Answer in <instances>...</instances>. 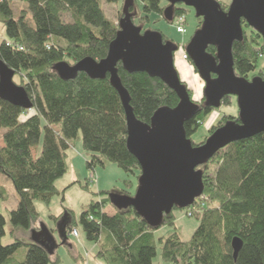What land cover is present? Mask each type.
Returning <instances> with one entry per match:
<instances>
[{
	"label": "trees",
	"instance_id": "obj_1",
	"mask_svg": "<svg viewBox=\"0 0 264 264\" xmlns=\"http://www.w3.org/2000/svg\"><path fill=\"white\" fill-rule=\"evenodd\" d=\"M124 1L0 0V25L7 34V39L0 42V61L16 71L18 85L26 87L33 105V109L24 110L0 99V134L6 129L0 142V179L7 176L19 196L18 208L9 214L12 234L19 228L41 232V226L46 225L36 202L50 206L53 198L61 195L65 200V191L59 192L57 182L68 173V152L81 141L80 133L82 149L90 156L88 171L103 168L106 163L117 165L130 176L141 171L138 159L127 148V115L110 76L97 80L78 73L76 79L66 81L55 71L62 62L75 65L88 57L99 62L108 56L120 29L106 14L103 3L124 5ZM18 2L26 3L27 8L15 12ZM228 5L221 2L223 11L227 12ZM169 6L164 0H135L130 10L136 15L137 26L146 31L152 16L169 23L164 16ZM188 9L184 4L177 5L174 18L185 15ZM198 20L197 29L203 22ZM243 24L244 29H251ZM244 34L243 40L234 43V67L239 78L249 79L264 54V42L253 30L250 35L244 30ZM163 38L171 40L164 33ZM207 52L215 57L217 49L210 46ZM118 72L130 93L134 115L144 124H150L158 109L176 108L180 103L178 94L160 79L145 72L131 74L122 62ZM187 90L193 93L188 86ZM224 100L225 105L231 104L228 97ZM204 103L185 126L190 138L216 110ZM216 130L217 126H212L209 133ZM42 136L44 143L38 154L35 150ZM202 168L204 194L187 208L201 210L195 214L200 224L189 241H182L177 232L157 240L155 232L162 226L175 228L177 207L164 215L158 228L132 207H115L112 194L133 196L131 190L137 192L138 182L135 187L132 181H126V190L101 192L102 199L91 202L79 222L67 208L61 215L51 214L57 225L50 229L51 234L59 237L64 228L53 254L41 244L22 239L4 245L7 219L0 213V264H60L58 249L70 244L71 234L79 227L87 240L97 245L95 257L105 264H154L159 255L165 264H264V133L232 143ZM86 182L89 189L91 184L88 179ZM8 197L0 185V200L7 202ZM107 205L114 207L115 214L105 211ZM237 237L243 246L235 259L232 244ZM21 248L27 250L24 260L17 256ZM79 258L85 261L81 255Z\"/></svg>",
	"mask_w": 264,
	"mask_h": 264
},
{
	"label": "water",
	"instance_id": "obj_2",
	"mask_svg": "<svg viewBox=\"0 0 264 264\" xmlns=\"http://www.w3.org/2000/svg\"><path fill=\"white\" fill-rule=\"evenodd\" d=\"M164 1L170 5L164 12L169 23L174 19V8L183 4L195 10L197 18L203 20L202 27L184 48L205 83L204 106L220 109L224 98L238 99V118L228 120L200 144H194L186 133L187 122L200 113L201 105L192 100L176 69L175 53L179 46L175 41H165L162 32L144 31L135 24L136 15L130 10L135 0L124 1L120 30L106 58L98 62L88 57L75 65L62 62L55 66L57 74L66 81L76 79L78 73L97 80L110 76L127 115V148L138 159L141 169L136 194L115 193L110 196L111 202L118 209L132 207L154 228L160 227L164 215L173 212L175 207L187 209L202 197L205 191L202 167L217 153L234 142L264 133V77L251 81L239 78L233 56L234 43L245 36L243 21L261 35L264 42V0H231L227 12L217 0ZM210 46L217 49L215 57L207 52ZM120 62L131 74L145 72L166 83L178 94V106L162 107L155 112L150 124L141 122L134 115L130 93L119 77ZM15 76L16 71L0 61V99L24 110L33 109L26 87L17 85ZM41 227V232L33 233L34 243L43 245L53 254L57 240L48 227ZM232 246L236 259L243 241L237 237Z\"/></svg>",
	"mask_w": 264,
	"mask_h": 264
},
{
	"label": "rangeland",
	"instance_id": "obj_3",
	"mask_svg": "<svg viewBox=\"0 0 264 264\" xmlns=\"http://www.w3.org/2000/svg\"><path fill=\"white\" fill-rule=\"evenodd\" d=\"M221 2H229V7L231 5V0H221ZM103 7L105 8L106 14L109 18L113 19L116 23L119 24L120 15L122 14L123 10V4L118 3L116 4H109V3H103ZM228 7V8H229ZM20 8H27V4L23 2H18L14 5V11L20 10ZM177 16H175L176 18ZM174 18V19H175ZM185 28L187 29V32L184 34H179L176 27L172 26L173 21L168 23L163 18L152 16L150 19V24L146 26V31L151 30H158L160 32H163L167 37H169L172 41H175L178 44L179 50L175 53V65L176 69L179 72L181 80L189 87L193 93L191 94L192 100L199 101L198 103L201 104L204 100V88L205 83L200 78L198 71L194 68L192 64L189 66L188 61L182 59L183 54L185 52V45H187L190 40L194 37L193 35L198 30L197 26L200 24V21L197 18L196 12L193 9H188V11L185 14ZM136 25L137 22L135 21ZM246 33L250 35L252 33L253 29L246 30ZM7 39V34L5 31V28L3 25H0V42ZM258 68L255 72L251 73L249 76V80L251 81L255 77H264V57H261L257 64ZM191 67V68H190ZM15 82L20 84V78L16 75L15 76ZM233 102L228 105H223L220 107V109H216L213 111L212 114L209 115V117L205 120L204 124L199 128V130L191 136V139L194 144H200V142L205 141L207 138L210 137L209 130L212 126H218L220 124V121L224 117L228 116H238L240 113V110L238 109V99L235 97L232 99ZM0 134V142L2 141L1 136L6 132V129L1 131ZM44 136H42L41 143L39 144L38 148L35 150L36 152L41 153V149L44 143ZM80 142L78 141L77 148L81 154H84V158H81L79 160H75L76 162V168H74L75 174L72 172L73 167L70 172L67 170V174L62 177L58 181V188H63L62 183H70L71 179L76 176L77 174V183L76 186H72L71 189H68V193L66 195V199L63 201V196H56L53 198L50 206H47L43 204L42 202H36V206L38 208V211L41 214L42 220L47 223L50 227L56 228L57 225L53 222L51 219V214L53 215H61L62 212L67 208L70 211H72L76 217V220L79 222V219L81 217V214L84 212V210H87L90 203L94 201H100L101 198V192H104V190H111V189H119V190H126V181H132L134 186H137L138 180L136 179L137 175L141 173V171H137L134 176L127 175L126 172L119 169L117 165L106 163L105 166L102 168L100 166L96 167V171L90 172L87 169V159L90 158L89 154L86 153L82 149V133H80ZM75 155L74 153L72 156ZM78 158V157H77ZM68 161V169L72 166V161ZM91 175H94L95 179H93V182L91 186L88 188H85L87 186V179L90 178ZM90 180V179H89ZM0 185L5 189L6 195H8L7 202L0 200V213L4 215V217L7 219V225L5 227L6 229V236L2 239L4 245H9L10 243H13L15 239H22L27 243H34L33 239V233L27 230H24L23 228H19L15 234H12L13 228L11 224V220L9 218V214L12 210H15L18 208L19 203V196H17L16 190L14 185H12L10 179L6 176H2L0 179ZM132 195H135V191L131 190ZM105 211L109 214H115L114 207L112 205H107L105 207ZM192 210H188L186 208L181 210H174V216L176 218L175 222V228L170 226H162L160 230L156 231V237L157 240H159L161 237H169L172 233L177 232L182 239V241H189L192 239L194 231L196 228H198L200 221L197 216L190 215ZM194 211V210H193ZM193 214V213H192ZM46 227H48L46 225ZM48 227V229H50ZM79 235L80 236H71V242L69 245L64 244L62 247L59 248L58 252L60 255L61 263L60 264H105L103 260H100L99 258H96V253L98 252L97 245L91 243L87 240L86 236L84 235L82 231V227L78 228ZM54 237L59 239L56 235ZM159 251L158 255L160 253L161 245L158 243ZM26 248H21L20 252L17 254L19 258L25 259L26 255ZM79 255H81L83 258H85V261H82L81 258H79ZM154 264H165L161 260V256L159 255L155 261Z\"/></svg>",
	"mask_w": 264,
	"mask_h": 264
},
{
	"label": "crops",
	"instance_id": "obj_4",
	"mask_svg": "<svg viewBox=\"0 0 264 264\" xmlns=\"http://www.w3.org/2000/svg\"><path fill=\"white\" fill-rule=\"evenodd\" d=\"M188 64H189V66H191L190 65V63L188 62ZM191 68V67H190ZM0 145H3L2 143L0 144ZM75 154V155H73L72 156V154ZM82 152H80L79 150H78V148H77V144L75 145V147H72L71 149H70V151L68 152V154H69V157H68V160L69 161H72V166L70 167V169H68V172H70L71 171V169H72V167H73V170H72V172L74 171V168H76V161L77 160H79V159H81V158H84V154H81ZM78 157V158H77ZM76 160V161H75ZM74 174H75V172H73ZM77 174H76V176H74L72 179H71V182L68 184V183H62L63 184V188H61V189H59L58 188V190H59V192H61V191H65L64 192V197H65V199H66V195H67V193H68V189H71L72 188V186L74 185V186H76L75 184L77 183ZM57 184H58V182H57ZM57 187H58V185H57ZM62 196V195H61ZM38 209V208H37ZM40 213V212H39ZM56 216H58V215H56ZM43 221V220H42ZM44 222V221H43ZM45 223V222H44ZM45 225H47L48 227H50L47 223H45ZM53 227H50V229H52ZM32 233H34L33 231H32ZM80 236V235H79ZM71 237V236H70ZM59 239H57V242L60 240V238L61 237H58ZM72 238V237H71ZM64 245V244H63ZM62 247V246H61ZM59 250V249H58ZM80 256V255H79Z\"/></svg>",
	"mask_w": 264,
	"mask_h": 264
},
{
	"label": "built area",
	"instance_id": "obj_5",
	"mask_svg": "<svg viewBox=\"0 0 264 264\" xmlns=\"http://www.w3.org/2000/svg\"><path fill=\"white\" fill-rule=\"evenodd\" d=\"M217 1L220 2L221 0H217ZM185 21H186L185 15H183L181 17H176L174 19V21H173L172 26L176 27V29H177L179 34H184L185 32H187V29L184 26ZM261 55H262L261 57H264V54H261ZM182 59L188 60V61L190 60V58H189L188 54L186 53V51L184 52ZM93 179H95V177H94V175H91L90 178H88V182L90 184H92L93 182H91V181H93ZM203 205L201 206V208H203ZM190 210H192L190 215H194V214L198 213L199 211H201L200 209H195L194 207L192 209H190ZM71 236H73V237L76 236L77 237L78 236V231L74 230V232L71 234Z\"/></svg>",
	"mask_w": 264,
	"mask_h": 264
},
{
	"label": "flooded vegetation",
	"instance_id": "obj_6",
	"mask_svg": "<svg viewBox=\"0 0 264 264\" xmlns=\"http://www.w3.org/2000/svg\"><path fill=\"white\" fill-rule=\"evenodd\" d=\"M187 61H188V60H187ZM188 62H189L190 64H192L190 60H189ZM199 76H200V75H199ZM185 85H186V84H185ZM233 98H235V97H234V96H230V97H228V99L230 100V102H233V100H232ZM223 100H224V99H223ZM202 101H203V100H202ZM204 101H205V100H204ZM204 101H203V102H204ZM223 105H225V100L223 101L222 106H223ZM214 109H215V108H214ZM218 110H219V109H218ZM237 118H238V116H233V115L228 116V117H224L225 121H222V120H223V119H222V120L220 121V124L217 126V129H219V128H221V126L225 125V124L227 123L228 120H231V119L236 120ZM210 135H211V134H210Z\"/></svg>",
	"mask_w": 264,
	"mask_h": 264
}]
</instances>
